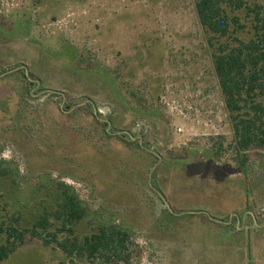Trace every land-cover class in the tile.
<instances>
[{
	"label": "rangeland",
	"instance_id": "374dc122",
	"mask_svg": "<svg viewBox=\"0 0 264 264\" xmlns=\"http://www.w3.org/2000/svg\"><path fill=\"white\" fill-rule=\"evenodd\" d=\"M195 2L0 0V217L63 184L131 232L109 262L42 233L0 264H264V148L237 151L212 58L255 35L264 50V0H220L224 37Z\"/></svg>",
	"mask_w": 264,
	"mask_h": 264
},
{
	"label": "trees",
	"instance_id": "16d2710c",
	"mask_svg": "<svg viewBox=\"0 0 264 264\" xmlns=\"http://www.w3.org/2000/svg\"><path fill=\"white\" fill-rule=\"evenodd\" d=\"M194 7L203 29L217 37L227 35L229 19L220 6V0H196ZM256 20L259 21L258 18ZM255 36L256 39L247 42L237 40L236 45L229 49L218 47L212 54L225 108L233 114L231 127L238 152L247 151L250 147L264 148V103L256 99L264 90V50L259 48L261 40ZM4 170L0 167V176L13 180V172ZM52 187L53 184L50 186L52 204L37 210L30 219L21 212L6 216L7 221L0 217V239H3L0 262L24 244L26 236L41 238L42 233L50 236L49 240L43 239L44 243L55 244L69 258L77 256L91 261L100 257L108 262L111 258L120 259L119 250L131 234L129 228L115 225L111 220L101 219L96 212H90L72 188L63 184ZM0 214L3 217V212ZM83 221L92 227V231L78 240L74 233L75 225ZM59 234H64L65 238L59 240Z\"/></svg>",
	"mask_w": 264,
	"mask_h": 264
}]
</instances>
